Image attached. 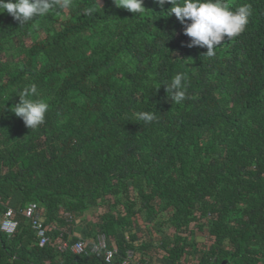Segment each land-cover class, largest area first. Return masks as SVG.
Returning a JSON list of instances; mask_svg holds the SVG:
<instances>
[{
  "label": "trees",
  "instance_id": "1",
  "mask_svg": "<svg viewBox=\"0 0 264 264\" xmlns=\"http://www.w3.org/2000/svg\"><path fill=\"white\" fill-rule=\"evenodd\" d=\"M99 235L264 264V0H0V264H106Z\"/></svg>",
  "mask_w": 264,
  "mask_h": 264
},
{
  "label": "built area",
  "instance_id": "2",
  "mask_svg": "<svg viewBox=\"0 0 264 264\" xmlns=\"http://www.w3.org/2000/svg\"><path fill=\"white\" fill-rule=\"evenodd\" d=\"M25 218L30 221L32 228L36 231L38 236V246L43 248L49 242L45 228L43 227L41 220V213L39 207L35 203H30L24 212ZM18 228V222L15 220V212L12 209H7L1 224V231L5 234L11 236L14 235ZM89 244L88 241L80 239L73 245H69L68 242L60 244L58 246V251L60 253H65L70 251L74 255H81L85 253V249ZM93 248L91 253L97 254L102 252L104 254V259L106 264H133L136 260L134 251L130 250L126 253L124 257H120L118 249L116 247L109 248L107 244V239L105 235H99L95 241L92 243Z\"/></svg>",
  "mask_w": 264,
  "mask_h": 264
},
{
  "label": "rangeland",
  "instance_id": "3",
  "mask_svg": "<svg viewBox=\"0 0 264 264\" xmlns=\"http://www.w3.org/2000/svg\"><path fill=\"white\" fill-rule=\"evenodd\" d=\"M89 221V218H86L84 221L82 222H78L75 225V234L77 233L78 235H81L82 233L84 234L86 231V222ZM206 234H202V235H198V238L200 241H202L203 239H205ZM159 264V263H157Z\"/></svg>",
  "mask_w": 264,
  "mask_h": 264
},
{
  "label": "crops",
  "instance_id": "4",
  "mask_svg": "<svg viewBox=\"0 0 264 264\" xmlns=\"http://www.w3.org/2000/svg\"><path fill=\"white\" fill-rule=\"evenodd\" d=\"M77 234V233H76ZM78 235V234H77Z\"/></svg>",
  "mask_w": 264,
  "mask_h": 264
}]
</instances>
